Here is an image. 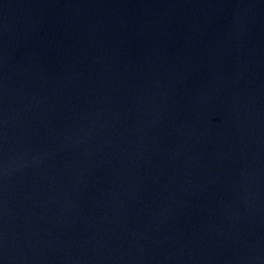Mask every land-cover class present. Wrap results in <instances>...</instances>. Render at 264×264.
Here are the masks:
<instances>
[{"label": "water", "instance_id": "water-1", "mask_svg": "<svg viewBox=\"0 0 264 264\" xmlns=\"http://www.w3.org/2000/svg\"><path fill=\"white\" fill-rule=\"evenodd\" d=\"M0 264H264V0H0Z\"/></svg>", "mask_w": 264, "mask_h": 264}]
</instances>
